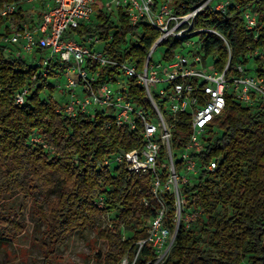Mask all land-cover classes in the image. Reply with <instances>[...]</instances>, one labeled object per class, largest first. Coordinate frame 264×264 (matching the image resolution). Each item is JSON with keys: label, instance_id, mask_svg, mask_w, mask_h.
<instances>
[{"label": "trees", "instance_id": "trees-1", "mask_svg": "<svg viewBox=\"0 0 264 264\" xmlns=\"http://www.w3.org/2000/svg\"><path fill=\"white\" fill-rule=\"evenodd\" d=\"M6 1L0 0V5ZM202 1L173 0L172 10L185 14ZM155 2L160 4L162 0ZM232 2L237 8H229L226 14L208 9L194 21L196 27L213 29L226 40L230 53L219 36H200L205 54L217 56L219 70L229 59L230 73L236 65L247 63L250 52L264 49V0ZM245 10L256 13V29L246 30L242 17ZM117 13V19H113L111 13L97 7L96 22L77 31L97 35L99 46H105L111 59L133 58L141 65L159 34L146 24L131 26L122 12ZM4 27L5 20L0 18V196L18 190L31 197L36 190L53 189L59 183L55 196L33 201L34 214L44 228L43 264L51 261L71 235L89 228L105 243L101 258L107 264H122L124 260L127 264H149L155 253L147 243L140 248L139 242L146 238L147 224L157 214L150 179L134 176L121 165H104L119 152L141 149L139 135L125 127L105 129L106 117L101 114L68 118L56 113L58 103L41 95L45 88H55L41 76L24 104L15 105V92L27 83L37 66L27 58L7 53L8 47L1 43ZM184 41L167 39L162 44L167 47L165 56L169 58ZM122 45L127 47L120 50ZM256 62L259 68L264 58ZM131 93L136 103L145 102L142 90L134 84ZM215 128L222 130L221 135L214 133ZM183 131L187 133V128ZM33 136L42 139L49 150L32 143ZM198 158L205 165L215 161L216 169L213 173L201 172L194 186L183 188L186 207L180 214L193 206L197 215L188 223L180 220L160 264H264V103L244 106L228 97ZM163 197L167 203L166 225L174 231V198ZM103 215L109 217V224L100 228L95 220ZM0 229V239H14L22 225L16 219L0 217ZM126 232L130 235L123 237Z\"/></svg>", "mask_w": 264, "mask_h": 264}, {"label": "built area", "instance_id": "built-area-1", "mask_svg": "<svg viewBox=\"0 0 264 264\" xmlns=\"http://www.w3.org/2000/svg\"><path fill=\"white\" fill-rule=\"evenodd\" d=\"M172 2L110 0L107 6L122 12L131 26L146 24L157 30L159 35L141 65L133 58L111 59L105 46H99L97 35L77 31L96 22L97 0H7L0 5V18L5 20L1 43L8 47L7 53L27 58L37 66L27 83L15 92V105L24 104L37 86L38 76L63 77L64 85L59 83L54 88L67 97L57 102L56 113L68 118L101 114L106 117L105 129L125 127L139 135L141 149L119 152L104 165H121L134 176L150 179L157 214L147 224L146 238L139 242L140 248L147 243L155 253L149 264H160L168 253L180 213L186 207L183 188L194 186L201 172L213 173L216 169L215 161L205 165L198 156L211 137L215 120L222 116L227 98L244 106L264 103V62L259 68L256 62L264 58V49L250 52L247 63L236 65L233 73L228 71L229 59L219 70L217 56L205 54L200 36H219L230 53L226 40L215 30L194 24L205 10L223 15L229 8H237L232 0H203L185 14L174 13ZM242 17L246 30L256 29L255 12L245 10ZM192 37L201 42L195 49L184 46ZM127 38L136 40L130 35ZM169 38L185 41L167 58V47L162 44ZM126 47L122 45L120 50ZM161 47V57L153 58ZM185 49H189L187 54ZM209 58H214L210 65ZM133 84L142 90L145 102L136 103L131 93ZM31 142L49 150L38 136ZM164 195L174 198V231L166 225Z\"/></svg>", "mask_w": 264, "mask_h": 264}, {"label": "rangeland", "instance_id": "rangeland-1", "mask_svg": "<svg viewBox=\"0 0 264 264\" xmlns=\"http://www.w3.org/2000/svg\"><path fill=\"white\" fill-rule=\"evenodd\" d=\"M110 0H97V6L103 12H111L112 18L117 19L118 13L113 5H109ZM198 37H192L184 46L197 48L200 44ZM98 48V47H96ZM191 49V48H189ZM189 49L183 52L187 54ZM191 49V50H193ZM179 50V49H178ZM177 50V51H178ZM164 48H159L154 54L153 58H160ZM214 58H209L208 64L213 62ZM39 60V55L37 61ZM255 75V73H251ZM47 83L56 87L59 83L60 86L64 85L65 79L63 77L48 76ZM41 95L50 96L56 102H64L67 97L63 95L59 89L55 88L50 91L45 88ZM214 133L221 135L222 130L215 128ZM1 178V171H0ZM27 179V178H26ZM59 183L55 184L53 189L36 190L31 197H25L22 191L15 190L10 195L0 196V217L3 220L16 219L22 225V231L14 239H0V264H43L45 255L42 231L43 225L38 220L37 215L34 214L35 209L33 206L34 200L50 199L58 193ZM196 212L185 210L183 216L180 215V220L183 222H191L195 219ZM109 224V217L101 216L95 220V225L104 228ZM6 228V225H1ZM3 233L0 229V237ZM173 233V232H172ZM130 233H123V237L129 236ZM173 242V241H172ZM172 244V243H171ZM105 243L97 238L94 229H83L71 235L65 242L64 246L57 248L54 256L48 264H107L101 258L105 252ZM98 254L95 255V253ZM122 264H127L124 260Z\"/></svg>", "mask_w": 264, "mask_h": 264}]
</instances>
